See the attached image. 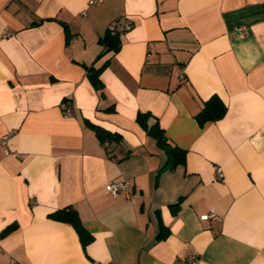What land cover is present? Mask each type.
<instances>
[{
	"label": "crops",
	"instance_id": "obj_1",
	"mask_svg": "<svg viewBox=\"0 0 264 264\" xmlns=\"http://www.w3.org/2000/svg\"><path fill=\"white\" fill-rule=\"evenodd\" d=\"M89 1L0 0V264H264V0ZM139 112L185 165L161 171ZM67 207L88 244L50 218Z\"/></svg>",
	"mask_w": 264,
	"mask_h": 264
},
{
	"label": "trees",
	"instance_id": "obj_2",
	"mask_svg": "<svg viewBox=\"0 0 264 264\" xmlns=\"http://www.w3.org/2000/svg\"><path fill=\"white\" fill-rule=\"evenodd\" d=\"M119 32L113 29H107L105 34L100 38L99 42L105 47V52H117L121 46ZM101 69L94 67L88 68V75L96 86H100L99 74ZM226 112V107L218 96H212L206 103L204 108L196 115V119L200 125L207 122H212L220 119ZM151 117L149 113L139 112L137 115V122L146 131L147 135L154 139L156 145L163 149L167 155V161L161 171L174 170L178 165H185L186 151L179 147L171 146L168 138L165 135V130L160 127L159 123L148 126L147 121ZM88 126L93 129L102 144L113 139H120V137L98 125L87 122ZM180 206V199L171 205V208L176 210ZM174 210V211H175ZM50 218L68 223L78 233L83 245L88 244L93 236L84 228L78 212L70 207L63 208L52 212Z\"/></svg>",
	"mask_w": 264,
	"mask_h": 264
},
{
	"label": "built area",
	"instance_id": "obj_3",
	"mask_svg": "<svg viewBox=\"0 0 264 264\" xmlns=\"http://www.w3.org/2000/svg\"><path fill=\"white\" fill-rule=\"evenodd\" d=\"M96 2H97V0H90L89 1L90 4H94ZM131 28H132V24L130 22L126 21L123 24L116 27V30L119 33H123V32L129 31ZM239 31H241V30H239ZM63 115H64V117H68V116L72 115V111H71L70 106H68V105L63 106ZM7 138H8V135L4 136L2 141L4 143H6ZM107 145H108V142L105 143V146H107ZM215 175H216V178L218 180L223 179L224 175H223V172H222L220 167H217L215 169ZM131 188H132V185L128 180H115V181H112V182H109L108 184H106V190L113 195H117L121 192L128 191ZM205 218H207V216H205ZM196 261H197L196 254L191 253L188 257L183 258L180 261V264H193Z\"/></svg>",
	"mask_w": 264,
	"mask_h": 264
}]
</instances>
